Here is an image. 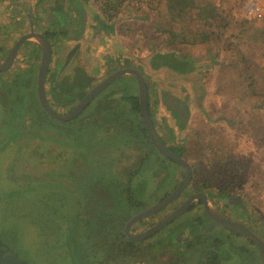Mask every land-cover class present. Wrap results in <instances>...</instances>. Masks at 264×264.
Wrapping results in <instances>:
<instances>
[{
    "label": "rangeland",
    "instance_id": "obj_1",
    "mask_svg": "<svg viewBox=\"0 0 264 264\" xmlns=\"http://www.w3.org/2000/svg\"><path fill=\"white\" fill-rule=\"evenodd\" d=\"M19 1L21 0H0V7L13 10ZM208 1L213 8L214 6L218 8L219 14L215 8V16L205 17L202 15L205 12L192 10L181 19L175 20L179 21L180 25L173 22L178 30L179 27L182 29L186 26L185 35L191 38L193 34L188 30L194 28L195 37L198 40L204 31L209 33L207 39L210 37L213 39L216 34L221 35L218 40L208 41L206 44L208 47L197 46L194 52H191L192 57L189 55L190 52L186 51L185 43L177 39L174 42L176 44H169L170 34L156 30L155 25L158 22L162 23V20L155 13L159 7L164 6L163 0L159 7L153 9L132 10L124 7V13L128 14L123 18L124 26L128 25V27L122 29L120 27L122 21H120L118 36L125 45L129 60H133L134 64L141 68L148 81L152 115L156 125L158 122L166 124L169 126V131L179 137L188 130V138L185 139V156H183L189 162L201 167V173L204 174L202 177L207 175L214 182L217 181L216 186L221 184L222 190L232 192L239 198L243 197L250 211L254 214L257 212L255 216L260 220L259 223H264V107L254 105L256 99H264V43L250 44L245 43L243 39V41L240 40L242 36L247 35L244 25L254 20L241 14L244 0H200L201 3ZM261 1L264 2V0ZM42 4L48 8V11L41 17L51 26L63 21L64 14L74 7L70 0H43ZM165 20L168 21V18ZM59 27L58 29L65 33L74 31L69 25ZM59 36V33L55 34L56 38ZM116 41L111 42L112 45L109 44L112 49L108 50L109 53L117 56L120 55L122 48ZM169 48L175 49L178 57L172 55L168 62L163 59L157 65L154 58L159 57L162 51H167ZM73 49L74 47L71 51ZM186 54L192 58V61L184 59ZM59 55L61 58H66V51L62 53L60 51ZM184 65L187 67L182 68ZM29 75L21 74L16 76L21 79L14 77L8 82L7 85L10 86L11 83L14 89L13 95L7 97L9 103H12L17 96V89L22 92L18 82H21L26 90V85H34V82L28 79ZM120 80L121 84L118 83ZM108 90H110L108 93L112 92L116 98L100 106L114 107L113 99L116 100L123 94L137 91L134 79L128 74L107 87L106 92L99 93L96 99L106 95ZM168 94L179 96L182 105L191 108V114L186 123L180 122L177 111L165 104V96ZM9 103L8 105L15 109V105ZM117 104L124 105L125 110L129 105L124 101ZM90 109H95V106L89 105L84 114H87ZM33 113L37 114L35 111ZM124 116H128L127 111ZM24 117H28V120L32 119L30 114H24ZM52 119L64 124H70L76 120L75 118L73 121H59L53 117ZM108 124L111 125V123ZM33 127L34 140L32 138L30 140L34 141L35 147L39 145L37 142L42 137L41 139L53 144L52 152L60 146L62 152H58L59 156L56 155V151L46 153L47 150L41 146L36 152L40 160L34 163L35 157L29 151V155L25 156L28 172H24L21 167L23 163L14 162L9 155L13 145L6 141L3 148H0L3 149L0 151V241L25 259L27 264H128L116 262L115 256L111 257L104 253L102 240H97L91 235L87 236L83 232L81 235L74 234L72 228L79 220L77 218L79 207L78 203L73 201L80 203V199H76L75 196L85 195V199H90V204L95 205L97 202L100 203L98 190L107 191L110 188L106 186L113 185L115 190L113 189L111 193L112 199L105 197L112 202L111 214L108 216L114 228L115 222L122 220L124 214L137 210L136 206H131L128 202L130 186L135 190L136 197H143V199L146 197L147 202H151L165 190L170 189L174 182L183 176L184 167H176L175 176L172 179V175L164 170V166L166 165L165 169H167V167H173L174 163L164 160L161 154L149 145L148 150L157 161L155 170L143 168L126 188L124 185L127 183V176L123 175L120 179V174L127 170L125 168L132 163L131 158L134 157L135 150L130 149L132 146L129 147V144L135 145V149L139 152L143 147L129 131L120 136L115 131L116 125H112L111 128L106 129L108 140L104 141L103 138H99L100 132L98 136H95V128L89 129L86 126L79 128L76 124L72 129L60 127L50 129L51 137L48 132L45 133L47 128L42 122L35 120ZM7 128L5 125V128L2 126L0 130L5 131ZM56 129L61 133L60 135L54 132ZM30 132L27 130L25 133ZM6 144L8 145L5 147ZM123 152L130 154L129 159L121 160ZM152 172L156 173L155 186L146 196L145 191L148 190L150 181L154 180V177H151ZM73 174L76 175L73 176ZM17 177L24 178L26 184L17 186L15 184ZM70 178H73L75 184L73 192L75 196L71 192L73 189L68 186L73 184L69 182ZM24 180L20 179V183H24ZM135 181L141 182L139 190ZM185 195L186 193H183L165 208L147 217L145 222L135 223L136 229L142 231L144 227L161 219L172 211ZM18 196L21 198L16 200L25 199L24 204L14 202V197ZM41 198H44L45 206L49 208L51 205L49 209V215H53L50 217L51 221L60 217L55 221L56 223L49 222L50 228H43L41 221L37 220V218L46 219V217L48 220V209H43L38 215L37 206L32 205L33 199L41 200ZM56 200L57 205L54 204ZM83 201L82 198L81 203ZM65 207L66 214H63ZM84 219L83 217L82 221ZM63 222L69 224V228L66 225L63 227ZM213 224L212 219L209 217L206 219L197 208L192 207L152 234L150 239L160 240L161 246L167 242L172 243L173 247L186 256L187 264H196L202 256L204 245L200 246V249L187 250L184 248L185 243L197 234L210 237L215 235L221 240V226ZM66 227L67 235L64 234ZM236 239H233L231 247L225 245L221 248L220 244L218 248L220 263H253L256 260V254L251 252L252 250L242 253L235 245L238 243ZM242 241L244 242V239ZM165 255L160 251L154 255V258H157L160 264H169L164 262Z\"/></svg>",
    "mask_w": 264,
    "mask_h": 264
},
{
    "label": "trees",
    "instance_id": "obj_2",
    "mask_svg": "<svg viewBox=\"0 0 264 264\" xmlns=\"http://www.w3.org/2000/svg\"><path fill=\"white\" fill-rule=\"evenodd\" d=\"M164 6L163 7H159L156 11L155 14H157V16L161 17L162 23H157L155 25L156 30L158 29L159 32H167L170 34V41L169 44H175L174 42L180 39L184 40L185 37V30H186V26H183L182 29L181 27H179V30L176 29L174 27V23L173 22H179V21H175V20H179L181 19V17L189 12H191L192 10H196V12H205L202 13L203 17L205 16H215L216 13L214 11H217V13L219 14V10L216 6L211 5V3L208 2H203L201 3L200 0H163ZM118 5V4H117ZM120 7V5H118ZM212 6V7H211ZM150 12V10H149ZM208 13L210 15H208ZM212 14V15H211ZM168 18V21H166L165 19ZM164 22V23H163ZM162 24L164 26H162ZM179 25L181 23H178ZM190 33L193 34L192 36V40H195V32L196 30L194 28H191L188 30ZM224 33V29L222 31ZM221 38V35H215V37H213V39H207V37H209V33L207 31L203 32V35L200 36L199 40H203L206 39L207 41H215L216 39L218 40V38ZM175 56L176 52L173 51V49L171 50H167V51H162V53L159 54V57H153L155 59V61H157V65H159L160 61H167L169 59L170 56ZM153 61V62H155ZM168 62V61H167ZM156 64V63H155ZM186 68L187 66H182V68ZM254 81V79L252 80ZM252 81L249 82V84H252ZM21 88H23V85H20ZM147 88L148 87V81H147ZM137 89V88H136ZM17 96L15 97L14 101L12 103H9V99H7V97H9L8 95L5 97V102L6 104H4V109L0 114V128L3 126L5 128V125L8 127L7 129H5V131L0 130V148H3L4 144L6 143V141H9L8 143L12 144V151L9 154L12 160H14V162H19V163H23V165H21V167L23 168L24 172H28L27 169V163L25 162V160H27L25 158V156L27 157L29 155V151L31 152V155H34L35 159H33V162L36 163L38 162V160H40V157L37 156V150H39V148H44V150H47L46 153L50 152V153H54L56 151V155L59 156L58 152H62V147L60 146L59 149H57V147L55 148V151L53 150V152L51 151V149L54 148L53 144L50 141H45L44 139H41L42 137L39 138V141L37 142L36 147L34 146V135H33V126L35 123V120H38L40 122L43 123L44 127L47 128V130L45 131L48 132V135L51 137L52 131H50V129L52 128H57L60 127L61 129H72L74 128L73 125H77L80 127H89V129H93L95 128V136H98L99 133V138H103L104 141H107L108 138L106 137L107 134V130L111 128L112 125H116V130L118 135L122 136L124 135V133L126 131H129L130 134L132 135V137L136 138V141L138 143H141L143 145L142 147V151L139 152L136 148L135 145H130L129 147L132 146V148L130 149H134L135 153H134V157H132L131 159V164H128L129 166L127 168H125L126 171H123L120 174V179L122 178V176H127V183L126 185H124V187L126 186V188H128V185L136 179V177L138 176L139 172L144 169H150L152 171L155 170V166L157 164L156 159L153 158V155L150 153L149 149V145H152V142L149 138V135L147 133V130L144 127L143 121H142V116L140 113V107H139V102H138V96H137V91H132L131 93H129L126 96H123L124 99H126V101H128V109L126 110L128 112V116L127 119L124 121H120V115L122 113H125L126 111H121L119 112L118 117H116V112H112L111 108L112 107H106V106H99L98 109L94 110L92 109L91 111H88L87 114H84L83 118H81V121L79 120V117H75L76 120L73 121L72 119V123L67 124V123H59V122H55L53 121L52 117L48 114H46L43 110V108L41 107V105L36 102L35 99H29V97H27L28 95H25V93H23V95H20V90L17 91ZM148 95H149V91H148ZM149 98V97H148ZM1 99V97H0ZM9 104L15 105V109L11 108ZM150 104V102H149ZM254 105L256 106H263L264 107V99H256L254 102ZM150 110V107H149ZM33 111H35L37 114H34ZM151 113V110H150ZM24 114H30L32 115V119L28 120V117H24ZM34 116V118H33ZM152 116V113H151ZM25 118V119H23ZM74 118V119H75ZM9 120V121H8ZM6 121L7 124H4ZM15 121V122H14ZM80 121V122H79ZM108 123H111L108 124ZM154 123V121H153ZM155 124V123H154ZM49 129V130H48ZM31 131L30 133H25L26 131ZM58 129H56L54 132L58 133V135H60L61 133H59L57 131ZM60 130V129H59ZM99 130V131H98ZM44 133V132H43ZM32 134V136H31ZM91 135V134H90ZM159 135V134H158ZM159 137L161 138V136L159 135ZM32 138V140H30ZM98 138V137H97ZM162 139V138H161ZM42 140V141H41ZM121 142H123V140H121ZM30 143V144H28ZM8 144L5 145V147ZM2 146V147H1ZM134 146V147H133ZM168 146L177 154L180 155H184L185 156V145H172V144H168ZM154 147V146H153ZM155 150H157L154 147ZM3 149H0V151H2ZM158 151V150H157ZM153 152V151H151ZM159 152V151H158ZM2 153V152H1ZM45 153V155H47ZM160 153V152H159ZM161 156L163 157V159L171 161L172 163H174L173 167H167V169H165L166 165L164 166V170H167L169 172V174L172 175V179L174 178L175 175V169L179 165L177 162H175L174 160L164 156L162 153H160ZM43 155V157L45 156ZM130 154H126L123 152V156L122 159H129ZM162 160V162H164V160ZM121 160L119 159V164L121 162ZM124 163V161H123ZM124 165H126L124 163ZM123 165V166H124ZM192 168L194 170V177H198L196 179V181H199L200 184H206L209 182L210 188L212 191H218V187L221 186L218 185L216 186V182H214L211 178H209L207 175L205 177L204 174L201 173V167L198 164H192ZM74 173V172H73ZM78 176L80 174L76 173ZM76 174H73L76 175ZM155 172H152L151 177H154L153 181H150L149 185H148V190L145 191V195L147 196L149 193H151L154 189L155 186ZM69 176V174L67 175ZM20 179L21 177H17V179L15 180V184L17 186H22L23 184H26V180H24V183H20ZM227 179H229V177H227ZM138 181V180H137ZM136 186L137 189H140V185L141 182H137ZM177 181V180H176ZM176 181L174 182V184L172 185V187L168 190H165L162 194H160L158 197H156L153 201L151 202H147V198L144 197H136L135 195V190H133L131 188V186L129 187V196H128V202L130 203L131 206H136L137 210H141L142 208L148 206L149 204L154 203L155 201L159 200L160 198H162L164 195H166L175 185H176ZM69 182L73 183V184H68L69 187H71L73 189L72 194L74 195V181L73 178H70ZM227 185V184H226ZM106 187H109L110 189H107V191H100L98 192L100 200H98L100 203H96L94 205L90 204V199L86 200L85 199V195H80V196H75L76 199H80V203L79 201L76 202L75 200L73 201L74 203H78V207L79 209L77 210V218L79 219L73 226L72 231H74L75 235H81V232H83L85 235L89 236H93L95 239L97 240H102L103 244L102 247L105 248L104 249V253L110 255L111 257L115 256L116 258V262L121 261L122 262H127L128 264H160L157 261V258H154V255L158 254V252L160 253V251H162L165 255L166 258H164V262H168L169 264H187V262H185L186 256L178 249H176L175 247H173L172 243H165L164 245H160L162 244V242L158 239H150L151 236L142 239V240H133L130 239L124 232V221L129 218L133 213H128V214H124V217L122 218V220H120L119 222H115L114 228L112 227L113 224L110 221V218L108 216V214H111L110 209L112 208L111 206V201H108L107 197L108 196L112 199V191H113V187L111 188L110 185H107ZM227 188V186H226ZM115 190V189H114ZM124 192V191H123ZM105 197L102 201L101 199ZM15 199L14 202H19L20 204H24V200H16V198H21L20 196L18 197H14ZM82 198L84 199V201L81 203ZM89 198V197H87ZM139 198V199H138ZM142 198V199H140ZM44 198H41V200H36L33 199L32 200V205L34 204L35 206H37L36 208V212L38 213V215L40 214V212L47 208L48 209V220L47 217L46 219H38L40 220L42 223V227L43 228H50L49 226V222L53 223L58 219H60V217L55 218V220L51 221V218L53 215H49V208L48 206H45L43 203ZM60 201V199H59ZM110 202V203H109ZM57 200L54 202V204L57 205ZM194 204V203H193ZM192 204V205H193ZM40 205V206H39ZM129 206V204H128ZM63 214H66V207H65V211L63 212ZM79 214V215H78ZM150 216H153L150 215ZM83 217L85 218L83 221ZM82 218V219H81ZM147 218V217H146ZM146 218H142L140 220H138L136 222V224H141L143 222H145ZM63 220V219H62ZM56 223V222H55ZM65 225L69 228V224H66V222H63V227H65ZM167 226V225H166ZM65 229L64 234L67 235V228ZM111 227V228H110ZM64 229V228H63ZM57 230V228H56ZM110 230V231H109ZM64 230H62L63 232ZM49 232V231H48ZM50 234V232H49ZM109 236V238H108ZM210 236L207 235H203V234H197L194 237H192L191 239L187 240L185 243V249H191L192 247L196 246V245H202L205 242H210ZM211 243H212V247L214 248H209L206 251V258L205 260H202L201 262H199V264H220V254L218 251V248L221 244V241L217 239L212 240L211 239ZM178 255V257H177ZM163 258V257H161Z\"/></svg>",
    "mask_w": 264,
    "mask_h": 264
},
{
    "label": "flooded vegetation",
    "instance_id": "obj_3",
    "mask_svg": "<svg viewBox=\"0 0 264 264\" xmlns=\"http://www.w3.org/2000/svg\"><path fill=\"white\" fill-rule=\"evenodd\" d=\"M70 1L72 2V5L74 7L72 8L70 12H66L64 14L65 16L64 20L56 22L55 26L46 24L43 18L41 17L42 14L47 13L48 11V8L44 7V5L42 4L43 0L40 2V4H38L35 7V11L40 12V13L38 12L39 13L38 15L40 16V19L42 18L41 20L44 22L45 29H42L41 32L45 34V36L49 39L51 43V46L53 48L52 55L53 53L56 52L57 47L63 46L67 43H69L71 47H74L73 54L71 57V58H74L76 62L74 74L69 76L67 80L61 79L57 71H59L58 69L62 66L63 63L59 61V65L55 73V76L53 77L52 73L49 70V66H48V70H47L46 77H45L44 89H45L46 98L48 102L50 103V105L53 107V109H55L56 111L60 113L70 110L91 87H93L98 81H100L102 78H104L106 75H108L115 69L124 67V66H134V67L139 68L140 71L142 72L141 68L138 65L134 64L133 62H129V60L127 59L128 54H127V50L125 49V45L122 39L118 36L119 35L118 34V29H119L118 24L120 23V21H122V25H120L122 29H126L128 27V25L124 26L125 22L123 18L125 15H128L127 13H124V10H125L124 8L117 6L115 3L111 2L110 0H70ZM60 25H69L71 28L74 29V31L70 33L68 32L65 33L61 29L60 30L58 29L60 28L59 27ZM32 28L35 30H38L37 29L38 27L36 26H32ZM56 33L60 34L58 38L55 37ZM115 40H117L116 42L122 48L120 55L118 54L116 56L119 65L113 68L112 70L108 69L105 73L101 75L96 74L94 71V67L92 66L93 64L92 61H94L93 55L95 54V55L101 56L104 49L107 46H109V44L112 45L111 42ZM99 48L103 49V51L102 50L99 51L100 50ZM124 75H127V74H123L119 76L118 78H116L115 80H113L105 88H103L99 93H101L102 91H105L107 87L114 84L115 81H117L119 78H121ZM132 78L134 79L136 88H137L136 79L133 76ZM121 80L118 83L121 84L122 82ZM109 91L110 90H108L106 95H102L98 100L96 99V97L99 93H97L75 117L78 116L79 120L82 123L81 118H83L84 116L83 114L84 112L87 111L89 105L95 106V109L97 110L100 105L110 102L112 98H114V96L112 95V92L108 93ZM109 95L111 96V98ZM126 95L128 94H123L119 96L116 100L114 99L112 101V103H114L115 106L112 107L111 110L112 112L117 113L116 117H118L120 110L126 111L125 108H123L124 105H120V104L116 105V103H119V102L122 103L123 101L127 104L128 101H126V99L123 98V96H126ZM181 106L186 107L182 105V100H181ZM187 108L189 109V116H190L191 108L188 106ZM91 110L92 109H90V111ZM189 163L192 168L193 162H189ZM184 172H185V169H184ZM193 173H194V170L192 168V177H191L189 184L173 201H175L183 193H186V195L182 200H184L192 192L203 191L204 193L207 194L211 202L227 218L243 222L244 224L249 226L250 229L253 230V232H255L264 241V223H259L260 220L255 216L257 212H255L254 214L253 211H250V209L248 208L247 201L243 197L239 198L237 195H233L232 192H226L225 190H222L221 186L218 187L217 192L212 191L210 188L209 182L206 184H200L199 181H196L198 177H194ZM180 178L176 181V184L180 180ZM112 187L114 186L111 185V188ZM192 204L187 210L191 209L192 207H195L197 208L198 211H200L204 215L206 219L208 217L212 219L206 213L203 203L200 199L194 200ZM149 216H146V217H149ZM212 220L214 224H218L219 226H221V240L220 238H218V240L221 241V248L222 246H225V245L230 246V247L233 246V243H232L233 239L237 238L236 241L238 243L235 245L238 248H240L242 253L243 252L246 253V251L252 250L251 252H254L256 254V260L253 261V263L251 264H263L259 249L251 238H249L248 236L242 233L228 229L227 227L216 222L214 219ZM136 222L131 224V230L135 232L141 230V229L140 230L136 229L137 227L135 225ZM151 225L144 227V229H146L147 227ZM211 239L212 240L214 239L215 241L217 237H215L214 235V236H211ZM242 239H244V242L242 241ZM202 245H204L202 256L200 259L196 261V264H199V262H201L202 260H205L206 251L209 248L216 249L215 247H212L211 240L210 242L209 241L205 242ZM202 245H196L192 247L191 249L192 250L200 249L201 248L200 246ZM186 249L191 250L188 248Z\"/></svg>",
    "mask_w": 264,
    "mask_h": 264
},
{
    "label": "water",
    "instance_id": "obj_4",
    "mask_svg": "<svg viewBox=\"0 0 264 264\" xmlns=\"http://www.w3.org/2000/svg\"><path fill=\"white\" fill-rule=\"evenodd\" d=\"M35 39L41 48L40 63L37 71L36 78V93L38 102L43 108L44 112L49 114L51 117L59 121H68L73 119L84 107L85 105L103 88H105L109 83L118 78L123 74H128L133 76L137 82V96L140 107V113L142 116V121L145 129L149 135V138L153 146L164 156L174 160L179 165L184 167L185 172L177 184L162 198L155 201L154 203L144 207L143 209L137 211L131 215L124 223L125 234L133 240H142L152 234H154L159 229L168 225L171 221L183 214L196 199H200L203 203L206 213L214 219L219 224L227 227L230 230L242 233L249 238H251L257 245L263 264H264V241L250 229L249 226L241 221H236L227 218L209 199L206 193L203 191H196L190 193L184 200H182L172 211L164 215L161 219L153 223L151 226L147 227L142 231H132L131 224L146 217L152 215L170 204L189 184L192 177V168L189 161L180 154L174 152L158 135L152 117L149 110V100H148V88L146 78L139 68L134 66H124L115 69L100 81H98L93 87H91L82 98L68 111L58 112L50 105L48 102L44 82L46 73L48 70L49 62L52 54V46L49 39L41 31H35L32 27L30 31L22 34L13 43V45L8 50L5 58L0 62V71H4L12 64L19 46L26 39ZM71 52V50H70ZM69 52V54H70ZM68 59L66 58V61ZM165 104L177 111L179 115L180 122L186 123L189 117V109L181 106V98L175 94L165 96ZM0 264H27L26 260L21 258L18 254L11 251L9 246L4 242L0 241Z\"/></svg>",
    "mask_w": 264,
    "mask_h": 264
},
{
    "label": "crops",
    "instance_id": "obj_5",
    "mask_svg": "<svg viewBox=\"0 0 264 264\" xmlns=\"http://www.w3.org/2000/svg\"><path fill=\"white\" fill-rule=\"evenodd\" d=\"M42 0H21L16 4V8L13 10H8L5 8L0 7V62L5 58L8 50L13 45V43L20 37L22 34L30 31L32 26L38 27V30L35 31H41L42 29H45L44 22L40 19L39 13L35 11V7L40 4ZM34 9V10H33ZM35 11V13H33ZM264 17L261 18H254L253 22H249L246 25H244V28L247 32L246 36H242L240 40H245V43L249 42L250 44H255L257 42L264 43ZM241 30V29H240ZM240 36V35H239ZM237 36V37H239ZM191 37L185 35L184 40L180 39L182 42L185 43L186 51L193 53L194 50L199 47H208L206 44L208 41L206 39L203 40H192ZM210 39V38H209ZM242 40V41H243ZM176 44V43H175ZM264 45V44H263ZM73 47L69 45V43L59 46L56 48V52L51 54V59L49 62V70L52 73L53 77L55 76V73L57 71L59 61H61L63 64L58 69L57 73H59L61 79L67 80V78L74 74L75 72V59L71 58L73 51L71 50ZM110 46H107L104 49V52L99 55H93L94 61H92V66L94 67V71L96 74L101 75L105 73L108 69L112 70L116 66L119 65L116 54L112 55L109 53ZM53 49V48H52ZM100 49V48H99ZM112 49V48H110ZM173 48H169L171 50ZM55 50V48H54ZM103 51V49H100L99 51ZM66 51V58L68 59L66 61L65 57H62L59 55V53ZM70 52L67 53V52ZM175 51V49H173ZM60 56V57H59ZM177 56V55H175ZM262 56V55H261ZM40 57H41V48L39 43L32 38L26 39L18 48V51L16 53V56L9 67V69L5 71L0 72V114L3 111L5 97L7 95H13L14 89L13 85L10 83V86L7 85L8 82L13 79L14 77L16 79H21L16 76L21 74H30L29 80L31 82H34V85L27 86V90L23 87L21 95L25 93V95H28L29 99H35L36 102H38L37 93H36V78H37V71L40 63ZM178 57V56H177ZM187 56L184 59L191 60L192 58ZM129 60V55L127 57ZM192 61V60H191ZM129 62H133V60H129ZM134 63V62H133ZM91 68V67H90ZM19 85H22L21 82H18ZM16 86V83H15ZM19 89H17L18 91ZM19 94V93H18ZM149 107L152 113V105H151V95L149 93ZM114 98H116L114 96ZM114 100V99H113ZM122 111V110H121ZM120 121H124L127 119V117L124 116V113H122L120 116ZM152 120L153 115L151 116ZM155 123V122H154ZM155 129L157 133L161 136L162 140L168 145H185L186 146V138H188V130H185L183 132V136L179 137L175 133H171L168 129L169 126L162 123L156 125L154 124Z\"/></svg>",
    "mask_w": 264,
    "mask_h": 264
},
{
    "label": "built area",
    "instance_id": "obj_6",
    "mask_svg": "<svg viewBox=\"0 0 264 264\" xmlns=\"http://www.w3.org/2000/svg\"><path fill=\"white\" fill-rule=\"evenodd\" d=\"M120 7H129L132 10L157 8L162 3V0H110ZM117 5V6H118ZM241 14L246 18H261L264 17V2L261 0H244Z\"/></svg>",
    "mask_w": 264,
    "mask_h": 264
}]
</instances>
